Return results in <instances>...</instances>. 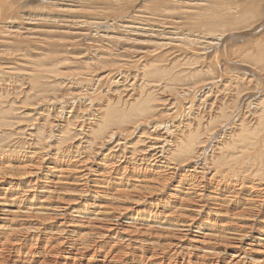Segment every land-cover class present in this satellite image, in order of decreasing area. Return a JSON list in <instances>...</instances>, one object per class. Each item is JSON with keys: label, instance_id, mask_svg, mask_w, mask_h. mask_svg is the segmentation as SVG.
<instances>
[{"label": "bare ground", "instance_id": "obj_1", "mask_svg": "<svg viewBox=\"0 0 264 264\" xmlns=\"http://www.w3.org/2000/svg\"><path fill=\"white\" fill-rule=\"evenodd\" d=\"M89 254L264 264V0H0V264Z\"/></svg>", "mask_w": 264, "mask_h": 264}, {"label": "rangeland", "instance_id": "obj_2", "mask_svg": "<svg viewBox=\"0 0 264 264\" xmlns=\"http://www.w3.org/2000/svg\"><path fill=\"white\" fill-rule=\"evenodd\" d=\"M242 43H243V46L245 45V42H243V41H239V42H237L236 44L237 45H239V47L242 45ZM241 44V45H240ZM90 255L91 254H89V256L88 257H84V259H82V260H80L79 262H82L83 264H87V259L90 257ZM87 256V255H86ZM24 255H22L21 257H19L20 259H24ZM28 258H30V257H28ZM87 258V259H86ZM98 259V260H97ZM96 260H94L93 262H91L90 264H93L94 262H96V263H98L99 264V262H100V259L101 258H97ZM34 259H32V261H33ZM34 262V263H33ZM33 262H31L30 264H35V261H33Z\"/></svg>", "mask_w": 264, "mask_h": 264}]
</instances>
